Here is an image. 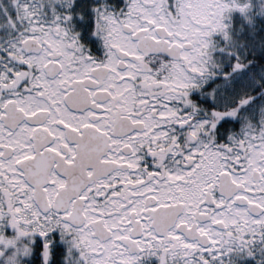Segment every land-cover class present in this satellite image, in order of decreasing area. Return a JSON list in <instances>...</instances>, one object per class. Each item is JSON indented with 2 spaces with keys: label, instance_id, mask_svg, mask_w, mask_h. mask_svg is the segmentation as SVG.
Here are the masks:
<instances>
[{
  "label": "snow or ice",
  "instance_id": "6c2138e0",
  "mask_svg": "<svg viewBox=\"0 0 264 264\" xmlns=\"http://www.w3.org/2000/svg\"><path fill=\"white\" fill-rule=\"evenodd\" d=\"M0 264H264V0H0Z\"/></svg>",
  "mask_w": 264,
  "mask_h": 264
}]
</instances>
